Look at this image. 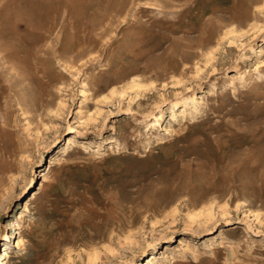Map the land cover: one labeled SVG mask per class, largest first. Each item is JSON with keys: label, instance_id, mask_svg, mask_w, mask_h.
I'll return each instance as SVG.
<instances>
[{"label": "rangeland", "instance_id": "1", "mask_svg": "<svg viewBox=\"0 0 264 264\" xmlns=\"http://www.w3.org/2000/svg\"><path fill=\"white\" fill-rule=\"evenodd\" d=\"M5 250L264 264V0H0Z\"/></svg>", "mask_w": 264, "mask_h": 264}, {"label": "bare ground", "instance_id": "2", "mask_svg": "<svg viewBox=\"0 0 264 264\" xmlns=\"http://www.w3.org/2000/svg\"><path fill=\"white\" fill-rule=\"evenodd\" d=\"M29 46V45H28ZM29 58H28V64H29ZM13 67V66H12ZM11 71V70H10ZM11 73V72H10ZM52 165H55V163L53 162V163H51ZM27 209V208H26ZM20 219H21V217H20ZM194 220V219H193ZM20 243V242H19ZM10 258V253L8 252V250H5L4 251V254L3 255H1L0 256V264H4L5 262V260L6 259H9ZM147 260H149L148 261V264H155L156 263V257L155 256H152V257H150V258H147Z\"/></svg>", "mask_w": 264, "mask_h": 264}]
</instances>
